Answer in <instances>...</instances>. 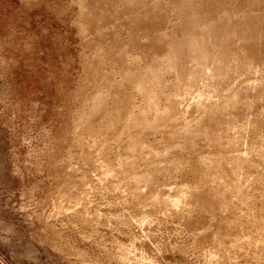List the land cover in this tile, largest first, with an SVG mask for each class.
Listing matches in <instances>:
<instances>
[{
	"label": "rangeland",
	"instance_id": "1",
	"mask_svg": "<svg viewBox=\"0 0 264 264\" xmlns=\"http://www.w3.org/2000/svg\"><path fill=\"white\" fill-rule=\"evenodd\" d=\"M83 1L84 11L76 0H0V264H92L89 252L97 249L90 240L81 242L80 255L69 256L39 237L47 226H62L61 219L54 217L53 200L76 164L77 152H70L76 112L94 94L109 91L85 126L99 128L104 114L117 109L114 131L122 129L133 104L130 92L137 75L152 77L164 66L163 55L170 52V44L181 43L184 31L199 32L196 23L216 20L225 7L248 13L244 15L248 18L259 13L251 0ZM255 17L235 26L238 33L243 28L249 31L239 33L233 47L252 40ZM126 52L140 60L127 62ZM186 56L181 58L182 68L187 66ZM147 67L152 71L148 75ZM126 72L134 76L124 78ZM128 128L132 135L138 133L133 122ZM154 131L145 129L141 136L153 141ZM128 140L129 135L123 145ZM206 147L198 136L191 156ZM118 152L116 147L109 150L112 155ZM187 170L185 174L192 177L203 171L196 164ZM91 176V208L100 214L118 209L125 217L115 233L126 247L134 246L132 264H264L262 223L248 225L253 234L240 249L202 250L195 244L197 228L210 217L222 227L226 221L218 212L193 214L194 222L187 229L176 208L170 217L161 216L156 208L129 203L119 192L101 188L97 174ZM242 214L252 216L238 207L232 212ZM143 217L149 221L142 223ZM240 221L247 225L245 219ZM106 232L105 242L114 234Z\"/></svg>",
	"mask_w": 264,
	"mask_h": 264
},
{
	"label": "bare ground",
	"instance_id": "2",
	"mask_svg": "<svg viewBox=\"0 0 264 264\" xmlns=\"http://www.w3.org/2000/svg\"><path fill=\"white\" fill-rule=\"evenodd\" d=\"M251 1L259 10L256 17L225 7L216 20L196 23L199 32L184 31L181 43L170 44V52L163 55L164 66L152 77L138 74L122 129L114 131L115 109L101 114L103 125L88 130L86 122L96 116L110 92L87 99L75 114L71 134L70 152H77L76 164L53 200L54 217L61 219L62 226H47L39 235L42 241L63 255L78 256L81 242L90 240L97 249L89 252L92 264L112 259L132 264L134 246L126 247L116 234L125 217L117 208L107 209L106 214L91 208V174H97L101 188L119 192L129 203L156 208L161 216L168 217L176 208L187 229L194 222L193 214L218 212L226 221L222 227L218 228L216 217H210L197 228L195 244L202 250L240 249L253 234L248 225H264V0ZM76 3L82 11L87 7L83 0ZM253 17L257 23L252 40L233 47L239 33L249 31L243 28L238 33L235 26ZM184 55L189 58L182 68ZM139 60L126 52L127 62ZM150 72L147 67L144 73ZM131 76L132 72L124 74V78ZM129 122L138 127L136 135L129 131ZM145 129L155 130L153 141L143 139ZM198 136L206 141L207 150L192 157ZM113 147L119 151L116 155L109 154ZM193 164L203 171L192 177L186 174ZM179 177L182 180L177 182ZM235 207L252 216H233ZM243 219L246 226L239 223ZM105 231L114 233L109 245L103 240Z\"/></svg>",
	"mask_w": 264,
	"mask_h": 264
}]
</instances>
